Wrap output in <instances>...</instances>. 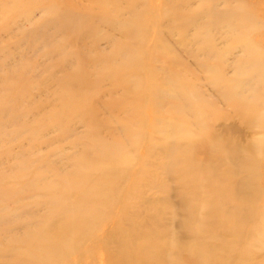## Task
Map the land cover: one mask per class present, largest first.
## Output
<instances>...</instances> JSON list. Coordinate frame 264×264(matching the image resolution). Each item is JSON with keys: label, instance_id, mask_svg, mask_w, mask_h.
Returning a JSON list of instances; mask_svg holds the SVG:
<instances>
[{"label": "rangeland", "instance_id": "rangeland-1", "mask_svg": "<svg viewBox=\"0 0 264 264\" xmlns=\"http://www.w3.org/2000/svg\"><path fill=\"white\" fill-rule=\"evenodd\" d=\"M159 237L264 264V0H0V264Z\"/></svg>", "mask_w": 264, "mask_h": 264}, {"label": "bare ground", "instance_id": "bare-ground-1", "mask_svg": "<svg viewBox=\"0 0 264 264\" xmlns=\"http://www.w3.org/2000/svg\"><path fill=\"white\" fill-rule=\"evenodd\" d=\"M175 149V148H174ZM238 174L237 173H233L231 172V176L232 177H236ZM232 192L229 193L230 196H234V194L236 193V190L234 191L233 188H231ZM241 209V208H240ZM159 241L158 243H156V245L153 246V248L149 247V248H136L138 250V252H140L137 256H139L138 258L141 259L139 261L140 264H156L158 263L156 256L163 254L164 252H167L169 249L172 250V252H177V251H188L191 252L192 254H196L197 252L193 250V252L190 250L191 247H184V246H180L179 244H177V242H168V243H164L161 238L159 237ZM134 250V248H133ZM132 250V251H133ZM27 251V250H26ZM168 256V262L166 264H178L176 258H174L171 253L167 254ZM193 256V255H192ZM195 256V255H194ZM196 257V256H195ZM197 263L198 264H205V260L201 257V256H197L196 257Z\"/></svg>", "mask_w": 264, "mask_h": 264}]
</instances>
